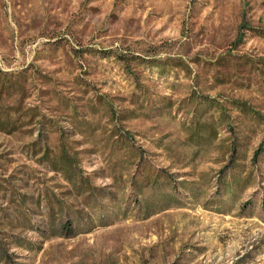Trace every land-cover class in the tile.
Segmentation results:
<instances>
[{
  "label": "rangeland",
  "instance_id": "rangeland-1",
  "mask_svg": "<svg viewBox=\"0 0 264 264\" xmlns=\"http://www.w3.org/2000/svg\"><path fill=\"white\" fill-rule=\"evenodd\" d=\"M0 264H264V0H0Z\"/></svg>",
  "mask_w": 264,
  "mask_h": 264
},
{
  "label": "trees",
  "instance_id": "trees-1",
  "mask_svg": "<svg viewBox=\"0 0 264 264\" xmlns=\"http://www.w3.org/2000/svg\"><path fill=\"white\" fill-rule=\"evenodd\" d=\"M109 109L111 110V112H113V111H112V110H113V106H111Z\"/></svg>",
  "mask_w": 264,
  "mask_h": 264
}]
</instances>
